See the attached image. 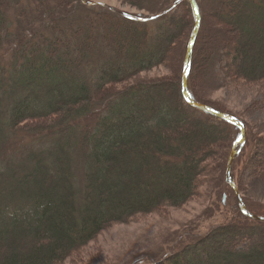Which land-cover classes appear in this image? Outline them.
Here are the masks:
<instances>
[{
  "label": "trees",
  "instance_id": "1",
  "mask_svg": "<svg viewBox=\"0 0 264 264\" xmlns=\"http://www.w3.org/2000/svg\"><path fill=\"white\" fill-rule=\"evenodd\" d=\"M196 6L187 90L221 113L192 89L195 61L220 56L229 83H264V0H221L205 57ZM132 18L83 0H0V264H62L112 225L183 206L222 157V131L230 146L238 140L235 126L182 97L188 0L151 21ZM240 27H257L254 40H241ZM186 29L174 80L133 83L168 60ZM253 43L262 48L249 52ZM244 52L257 59L247 71ZM238 215L147 264H259L264 222Z\"/></svg>",
  "mask_w": 264,
  "mask_h": 264
},
{
  "label": "rangeland",
  "instance_id": "2",
  "mask_svg": "<svg viewBox=\"0 0 264 264\" xmlns=\"http://www.w3.org/2000/svg\"><path fill=\"white\" fill-rule=\"evenodd\" d=\"M181 1L137 0L135 4L132 0L130 4L125 0H83L88 5L106 7L136 19L159 15L179 2L177 7ZM220 1L195 0L203 14L201 25L203 31L201 30V34L198 35L204 46L201 51L199 50L203 57L210 54L206 44L210 36H214L213 31L218 28L216 20L219 19V15L215 16V14L219 9ZM180 12L181 7L175 10V13ZM250 15L255 19V14H248L244 19L246 25H249ZM240 21L243 23L242 19ZM238 31L235 34H238V37L241 35V40L247 41L254 40L258 29L250 27L244 30L240 27ZM186 34L187 29L184 31V36L172 47L168 60L163 65L137 75L132 82L145 83L160 79L172 82L178 73L184 54ZM233 34L234 32L230 33L231 36ZM256 47L262 48L261 45L253 43L249 52ZM242 51L243 48L238 50V53ZM246 52L243 59H247V63L243 71H247L249 66L257 61L254 59L252 62L247 57L249 53ZM217 57L218 63L206 66L202 64L203 67L202 59L196 60L199 67L196 66L193 82L191 80L190 84L202 101L221 113L235 118L243 126L244 145L241 154H238L239 156L233 161L231 175L246 209L253 215L264 217V83H229L224 79L225 74L221 68L222 58ZM124 86L126 84L117 86L116 89ZM230 133L231 131L224 130L220 134L221 137L224 136L220 147L222 157L218 156L210 163V171L202 180L198 196L179 208H161L149 215L136 216L126 224L110 226L85 247L71 254L62 264L152 263L157 257L168 255L172 248L186 244L199 234H205L220 224L238 218V214L241 213L234 193L225 183L226 169L223 167L225 155L238 148L236 145L230 146L228 139L233 136ZM161 188L163 183L159 180L155 191L158 192ZM263 263L264 258L259 260V264Z\"/></svg>",
  "mask_w": 264,
  "mask_h": 264
},
{
  "label": "water",
  "instance_id": "3",
  "mask_svg": "<svg viewBox=\"0 0 264 264\" xmlns=\"http://www.w3.org/2000/svg\"><path fill=\"white\" fill-rule=\"evenodd\" d=\"M188 2L190 4L191 10H192V14H193V18H194V27H193L190 39H189L188 44H187V53H186L185 60H184V65H183L182 81H181L182 97H183L184 101L189 106H191L193 108H196V109H198L200 111H203V112H205V113H207V114H209V115H211L213 117H216V118H218L220 120H223V121L227 122L228 124H230L232 126H235L239 130L240 135H239L238 140L235 143V145L238 146V148L235 151H232L230 153L228 161H227L226 170H225V183L233 190L235 198L237 200L238 210L240 211L241 215H243L244 217H246V218H248L250 220L264 222V217H259V216L253 215L246 209L245 204L243 203V201H242V199H241V197H240V195H239V193H238V191L236 189V186L234 184V181H233V178H232V175H231V166H232L233 159H234V157L236 155H238L240 153V151H241V149H242V147L244 145L243 126L235 118H233L231 116L216 112V111H214V110H212V109H210V108H208L206 106H203L201 104H197V103L193 102L191 100V97H190L189 93H188V90H187V74H188V71H189V68H190L192 48H193V45L195 43V39H196V36H197V32L199 30V23H200L199 12H198L195 0H188ZM178 3H175L172 6V8H170L169 10L165 11L162 14H165V13L171 11V9L176 7V5ZM162 14H159V15H156V16H153V17H149V18H146V19H136V18H132V19L133 20H138V21H151V20H154V19L158 18Z\"/></svg>",
  "mask_w": 264,
  "mask_h": 264
}]
</instances>
